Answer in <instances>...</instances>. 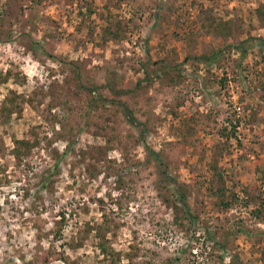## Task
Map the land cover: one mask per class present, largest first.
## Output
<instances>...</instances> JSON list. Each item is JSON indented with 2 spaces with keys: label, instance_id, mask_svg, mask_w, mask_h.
Returning <instances> with one entry per match:
<instances>
[{
  "label": "rangeland",
  "instance_id": "1",
  "mask_svg": "<svg viewBox=\"0 0 264 264\" xmlns=\"http://www.w3.org/2000/svg\"><path fill=\"white\" fill-rule=\"evenodd\" d=\"M263 41L264 0H0V263L264 264Z\"/></svg>",
  "mask_w": 264,
  "mask_h": 264
},
{
  "label": "trees",
  "instance_id": "2",
  "mask_svg": "<svg viewBox=\"0 0 264 264\" xmlns=\"http://www.w3.org/2000/svg\"><path fill=\"white\" fill-rule=\"evenodd\" d=\"M262 44H263L262 41H260V43H258V42L255 43L256 46H262ZM243 53H244V51H243ZM214 59H215V54L213 53L209 57V63H212L214 61ZM139 82H141V81H139ZM16 143H17V148L18 149H19V146L20 145L25 146L28 150L33 146V143H30V141L28 139L17 140ZM145 151H146V158H147L146 161L149 160L150 155H154V154L156 156L158 155L154 150H152L147 145L145 146ZM17 156L19 157V154L18 153H17ZM57 168H58V162L56 163L54 169L57 170ZM167 176H168V174H167ZM45 186H46L45 185V181L41 182V187H45ZM180 202L182 203V209H183V211L186 212V213H188L189 212V208H188L187 204L184 201V197L181 198ZM101 249L103 250V253L105 254V256L101 259V261H107L108 260L107 259L108 256L112 257V255H113V253H111L112 251L107 252V250L104 247H102V245H101ZM0 264H4V263H0Z\"/></svg>",
  "mask_w": 264,
  "mask_h": 264
}]
</instances>
